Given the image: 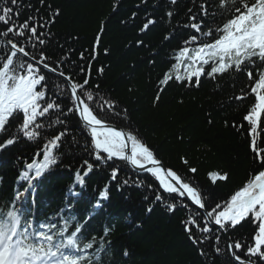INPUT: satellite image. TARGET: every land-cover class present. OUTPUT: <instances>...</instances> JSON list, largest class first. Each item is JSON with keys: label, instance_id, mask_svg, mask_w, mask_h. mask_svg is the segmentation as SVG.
<instances>
[{"label": "trees", "instance_id": "obj_1", "mask_svg": "<svg viewBox=\"0 0 264 264\" xmlns=\"http://www.w3.org/2000/svg\"><path fill=\"white\" fill-rule=\"evenodd\" d=\"M202 4L208 12L206 18ZM7 6L13 7L11 0H7ZM221 11L220 0H18L12 22L20 25L31 17L30 24L37 27V36L44 43L32 38L26 45L30 57L39 61L43 54L45 59L40 63L48 64L72 82L82 84L87 78L85 90L93 93V101L88 103L94 114L136 136L155 159L195 187L210 210L217 203L223 208L261 170L254 162L249 126L243 120L255 104L251 87L258 79L257 69L249 66L254 74L252 80L247 77L248 69L209 77V65L199 81L195 77L192 81H178L177 71L172 68L181 48L191 50L217 38L215 29L226 22ZM190 16L199 19L190 21ZM148 20L153 23L144 29ZM191 22H202L203 31L212 29V36L202 37L186 27ZM6 27L0 23V32ZM191 35H196L197 41L186 44ZM29 36L26 30L24 37L0 39H12L20 45ZM0 56H6L3 47ZM188 63L185 60L180 65L179 74H184ZM38 71L45 76L42 88L55 91L53 96H45V102L59 103L61 110H50L49 119L41 121L45 128L40 130L37 141L21 135L13 145L0 150V197L5 202L12 199L15 185H20L16 182L20 173L28 171L25 162L38 157V162H43V144L64 132L55 150L57 163L45 170L37 185L38 219L52 218L66 210L81 225L86 239L97 240L96 247L103 238L104 248L96 251L101 257L99 264H234L217 229L209 226L210 233L201 234L194 225L190 226L198 238L206 235L208 239L203 243L189 239L183 222L191 216L203 226L202 214L178 194L164 192L156 178L139 175L119 160L101 163L105 170H99V163L84 150L86 141L91 144V136L77 115L69 113L63 125L55 123L64 120L63 113L73 107L65 82ZM166 73L172 78L161 84ZM79 94L86 99L80 90ZM105 101L114 107L109 110ZM97 104L104 105L105 112L100 113ZM21 120L22 116L14 121L10 131H15ZM257 147L264 148V113L257 129ZM85 160L94 165L91 171H87ZM113 168L117 169L115 179L111 177ZM193 168L195 172L190 171ZM211 173L227 178L213 180ZM77 174L84 181L82 186L76 182ZM102 191H106L104 199L100 198ZM157 194L162 201L155 200ZM97 203L99 207H95ZM168 203H175L176 209L168 211ZM255 228L246 219L226 233L232 243L241 242L246 251L253 242ZM217 235L221 237L220 254L215 251ZM125 250L127 256L123 255ZM243 251L238 254L248 259ZM252 259L255 264H264L258 257Z\"/></svg>", "mask_w": 264, "mask_h": 264}, {"label": "snow or ice", "instance_id": "obj_2", "mask_svg": "<svg viewBox=\"0 0 264 264\" xmlns=\"http://www.w3.org/2000/svg\"><path fill=\"white\" fill-rule=\"evenodd\" d=\"M175 2L176 0H172V3ZM11 4L13 7L7 6V0H0V23L7 26L3 32H0V37L7 38L10 35L24 37L26 30L30 32V36L24 44L20 45L12 39H0V47H3L6 52V56H0V134H3L0 136V150L13 145L21 135L29 141H37V138L41 136L40 130L45 128V124L38 122V118L45 117L50 113V110H61V105L52 101H46L42 106L41 101H45L46 96L45 91L42 90L45 76L39 73L33 63L25 64L23 59L18 58V54L19 57L31 58L30 53L26 51V45L31 44L32 38L38 39L40 44H43L44 40L37 36V27L30 24L31 17L20 25L12 22L18 0H11ZM220 6L222 11L219 14L226 18V22L215 29L218 34L217 38H214L211 43L202 42L191 50L189 47L181 48L175 56L176 63L172 68L177 71L175 79L178 81H192L194 77L196 81H199L201 75L205 74V66L209 65L210 70L206 72L209 77L224 74L229 70L241 72L248 69L247 77L252 80L254 74L251 67L257 69L255 75L258 76V79H255V83L251 87V93L255 94V104L243 116V120L247 121L249 126L247 134L252 138L250 147L254 154V162L261 170L252 176L240 190L236 191L223 205V208L219 203L215 207H210V210L206 208L197 189L184 182L174 171L165 172L159 166L160 162L154 158L149 147L141 143L136 136L115 130L98 118V113L94 114V109L88 103L93 101V93L85 90V86L89 84L87 78L83 80L82 84L70 83V100L73 107L68 108L67 113H63L64 120L58 119L55 123L63 125L68 119L69 113L73 117L78 114L80 120L83 121L84 130H88L91 136V144L89 145L86 141L84 150L89 152L96 162L123 161L125 165H131L134 170H142L155 177L164 192L176 193L180 197L186 196L192 204L198 208H204L205 223L203 226L191 216L183 222L184 230L189 234V239L193 243H203L208 239L206 235L203 239L198 238L190 227L193 225L201 234H208L211 231L209 225L218 226L219 230L227 232L229 228L234 229L246 219L255 224L253 242L247 246L246 251H243L239 241L227 245V252L234 264H255L253 257L264 261V148L257 147V129L261 114L264 113V0H251V2L249 0H220ZM201 10L206 18L208 12L203 4ZM216 14L213 13V15ZM230 14L231 18H227ZM15 15L18 16L19 12L16 11ZM168 15L171 16L172 13L169 12ZM189 19L195 21L199 18L190 16ZM202 22H191L186 27L200 33L202 37L212 36V29L203 31ZM152 23V20H148L144 29H147ZM197 39L196 35H191L185 43H194ZM44 59L45 57L41 54L37 63ZM185 60L190 63L185 65V72L181 75L179 67ZM257 60L260 62L259 65H257ZM44 68L49 69L48 64L45 63ZM49 71H55V69H49ZM171 78V75L166 73L160 83L167 84ZM38 86H41V90H38ZM78 90L86 99L81 98ZM104 103L109 110L114 107L108 101ZM97 108L100 113L105 112L104 105L97 104ZM19 113H22V120L15 126V131H10L13 122L19 119L17 115ZM48 126L51 127V124ZM64 135V132L55 134L43 144L40 149L43 154L42 163H37L35 159L31 163L25 162L27 170H34V176H30L29 171H23L20 176L21 180L27 181L31 186L33 179L39 178L45 170L57 163L58 156L55 154V150L58 149ZM5 136L7 138H3ZM85 164H87V171H91L94 165L87 160H85ZM190 171L195 172L196 169L193 168ZM86 174L87 172H85ZM210 175L213 180L227 178L226 176H217L216 173ZM111 177L113 179L117 177L116 168H113ZM76 182L81 186L84 183L79 174L76 175ZM124 183L127 184L128 181L125 180ZM23 195V192H18L16 199L18 200ZM100 198H106V191L100 193ZM162 199L160 194L155 196L156 201H162ZM99 206V203L95 205V207ZM166 207L168 211H174L177 205L168 203ZM221 208L222 210H220ZM68 224L69 221L65 220L62 228L53 231L56 225L42 223L40 230L37 231L32 228L31 222L25 220L22 223V216L16 210H8L6 215L0 211V264H92L93 257L87 253L97 246V240L92 239L81 244L78 239L82 232L81 225L75 224L74 230L66 235ZM220 239L221 237L217 235L215 246L217 254L221 253L218 246ZM103 248L104 240L101 238L96 251L99 252ZM241 251L248 259H244L238 254ZM123 255L127 256L126 250Z\"/></svg>", "mask_w": 264, "mask_h": 264}, {"label": "bare ground", "instance_id": "obj_3", "mask_svg": "<svg viewBox=\"0 0 264 264\" xmlns=\"http://www.w3.org/2000/svg\"><path fill=\"white\" fill-rule=\"evenodd\" d=\"M70 81V80H69ZM66 86H68V84L66 85ZM49 89V88H48ZM46 87L43 89L42 88V90H44L45 91V94H46V96L48 95V94H54V92H53V90L52 89H49L48 90ZM38 90H41V87H39L38 86ZM49 91V92H48ZM53 96V95H52ZM55 97H56V95H54ZM59 97V96H58ZM59 98H62V99H64L62 96L61 97H59ZM41 104H42V106L45 104V101H41ZM20 116H22V113H20L19 114ZM49 116H51V113H49V114H46V116L45 117H40V118H38V121L39 122H41L42 120H48L49 119ZM120 129H122L123 130V128H121L120 127ZM125 133H126V131H125ZM127 134V133H126ZM159 161V160H158ZM101 163H99V165H96V166H98V169L99 170H105V168H104V166H101L100 165ZM132 170V169H131ZM204 211H205V209H204ZM221 234H222V236H223V238L225 239V235L227 236V238L231 241V239H230V237H229V235L226 233V232H223V231H221Z\"/></svg>", "mask_w": 264, "mask_h": 264}, {"label": "water", "instance_id": "obj_4", "mask_svg": "<svg viewBox=\"0 0 264 264\" xmlns=\"http://www.w3.org/2000/svg\"><path fill=\"white\" fill-rule=\"evenodd\" d=\"M47 71H49L48 69H46ZM64 80H65V82L68 84V86H69V88H70V81L67 79V78H64V77H62ZM70 90H71V88H70ZM83 122V121H82ZM107 126H110V127H113L115 130H118V131H123L122 129H120V128H117V127H115V126H112V125H107ZM124 132V131H123ZM130 168H132V166L131 165H128ZM159 166L166 172V171H168V169L167 168H165L164 167V165L162 164V163H159ZM133 169V168H132ZM134 170V169H133ZM136 172H140V173H143L144 171H142V170H135ZM168 179H170V178H168ZM185 198H186V200L193 206V207H195V208H197L200 212H202V214H204V209L203 208H198L196 205H194V204H192V202L190 201V200H188L187 199V197L185 196ZM211 226H214V225H211ZM214 227H216L217 229H219L218 228V226H214ZM221 231V230H220ZM225 237V240H226V243H227V245L229 244V243H232L228 238H227V236L225 235L224 236Z\"/></svg>", "mask_w": 264, "mask_h": 264}, {"label": "rangeland", "instance_id": "obj_5", "mask_svg": "<svg viewBox=\"0 0 264 264\" xmlns=\"http://www.w3.org/2000/svg\"><path fill=\"white\" fill-rule=\"evenodd\" d=\"M155 178V177H154Z\"/></svg>", "mask_w": 264, "mask_h": 264}]
</instances>
